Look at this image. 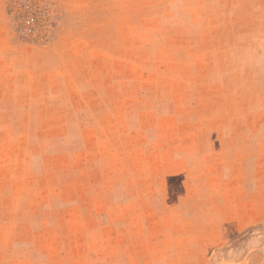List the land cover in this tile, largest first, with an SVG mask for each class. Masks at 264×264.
<instances>
[{"label":"rangeland","instance_id":"rangeland-1","mask_svg":"<svg viewBox=\"0 0 264 264\" xmlns=\"http://www.w3.org/2000/svg\"><path fill=\"white\" fill-rule=\"evenodd\" d=\"M30 1L0 0V264H264V0Z\"/></svg>","mask_w":264,"mask_h":264},{"label":"trees","instance_id":"trees-1","mask_svg":"<svg viewBox=\"0 0 264 264\" xmlns=\"http://www.w3.org/2000/svg\"><path fill=\"white\" fill-rule=\"evenodd\" d=\"M29 6H35V4L33 3V1L30 0H24L23 3H21V8L22 9H27ZM37 8V7H36ZM20 18V17H19Z\"/></svg>","mask_w":264,"mask_h":264}]
</instances>
